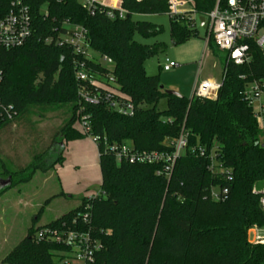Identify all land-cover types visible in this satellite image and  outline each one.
<instances>
[{"label":"trees","instance_id":"16d2710c","mask_svg":"<svg viewBox=\"0 0 264 264\" xmlns=\"http://www.w3.org/2000/svg\"><path fill=\"white\" fill-rule=\"evenodd\" d=\"M12 1L0 0V19ZM193 1L198 14H206L213 6V0ZM23 2L29 10L31 35L18 48L0 49V135L25 124L22 120L34 109L41 112V118L65 109L67 116L52 137L50 151L55 150L56 157L47 160L45 152L16 171L3 168L11 186L1 190L0 196L27 183L36 171L46 173L61 165L63 143L96 136L109 145L129 143L139 152H170L166 142L183 132L187 146L169 178L157 176V165H118L112 155L99 149V194L83 198L47 228L70 224L77 214L88 213L89 223L81 229L90 231L101 245L91 264H264V244L247 242L251 227L264 228L260 195L253 193L255 185L264 182V135L244 96L246 85L252 82L261 84L264 92V50L249 43L250 60L242 66L224 58L214 99L174 97L165 94L158 75L148 76L144 69L149 57L165 52V45L143 46L134 41L135 35L148 39L161 33L156 25L135 22L132 17L165 15L164 1L121 0L126 17L114 20L106 16L105 9L91 15L78 0ZM65 23L82 27L90 51L111 60V83L107 69L99 63L57 45ZM194 29L185 20L169 19L171 44L182 45L196 37ZM207 48L216 49L211 38ZM77 62L84 63L91 78L104 79L107 86L127 96L132 115L118 114L105 102L81 100L82 84L74 75ZM161 101L162 110L158 109ZM9 106L16 114L11 121L4 115ZM83 116L88 118L87 135L75 127ZM199 148L205 156L196 155L194 150ZM211 153L227 175L209 170ZM223 189L226 195L211 199L212 190ZM32 227L0 264H60L70 252L49 238L38 241Z\"/></svg>","mask_w":264,"mask_h":264},{"label":"built area","instance_id":"2783aa9c","mask_svg":"<svg viewBox=\"0 0 264 264\" xmlns=\"http://www.w3.org/2000/svg\"><path fill=\"white\" fill-rule=\"evenodd\" d=\"M87 11L94 15L95 10H106V16L110 20L124 19L126 12L121 8V0H78ZM141 2L144 0H135ZM167 5L169 19L180 21L185 20L195 28V21L192 16L202 19L201 25L206 27V41L212 39L214 47L226 53V60L237 66L247 64L250 60L248 55L249 43H253L259 49L264 50V0H213V6L206 14H198L193 0H162ZM31 35L30 16L28 7L23 0H13L10 4L9 12L0 19V49L10 50L22 46ZM47 39L46 43H51ZM58 46H67L72 48L76 55L85 59L99 63L107 69L105 74L111 83V71L113 64L108 58L92 57L86 31L76 25L64 24V34L56 42ZM177 67V64L165 59L161 71L164 73ZM75 79L81 83L78 92L81 100L89 103L98 104L105 102L110 109L121 115H132L133 106L127 96L119 93L117 90L107 86L104 79H93L84 70V63L77 62L74 65ZM2 73L0 72V81ZM103 81V82H102ZM220 85H214L208 81L198 83L193 95L200 98L214 99ZM95 89V90H94ZM97 90L103 91L100 95ZM263 93L262 85L252 82L246 85L244 96L252 104L257 102L254 117L262 135H264V104L261 102ZM253 108V107H252ZM5 119L11 121L15 112L9 106L4 108ZM87 117H80L76 123L77 129L87 135L89 131ZM96 146L99 155V149L104 153L112 155L118 165L140 164L157 165L159 170L157 176L169 178L176 159L182 154L187 146V135L183 132L174 141H167L166 145L171 148L170 152H139L129 143L120 145H109L105 139L96 136H87ZM196 155L203 157L206 155L204 149L194 150ZM209 157V170L213 173L228 174V171L222 167L216 158V154L211 153ZM230 180V178H227ZM254 194L260 195V209L264 216V182L262 188ZM99 194V193H98ZM88 196L86 199L95 198ZM225 189L221 191L212 190L210 197L218 200L220 195H226ZM89 223V214H77L70 224H63L58 230L39 229L35 233V238L40 241L43 238H49L58 244L70 248V252L65 255L60 264H91L94 255L101 250L100 243L92 236L90 231L82 230V226ZM247 242L251 245L264 244V228L257 226L251 227L247 231Z\"/></svg>","mask_w":264,"mask_h":264},{"label":"rangeland","instance_id":"374dc122","mask_svg":"<svg viewBox=\"0 0 264 264\" xmlns=\"http://www.w3.org/2000/svg\"><path fill=\"white\" fill-rule=\"evenodd\" d=\"M192 18L195 21L196 37L190 38L186 44L173 46L169 38V19L166 15L132 17L135 22L150 23L161 29V33L154 38L144 39L135 35L134 41L143 46H152L156 43L165 45V52L149 57L144 63L145 73L148 76L158 75L161 86L165 87L164 91H171L166 88L169 85L168 81L174 76L173 72L163 73L160 67L164 65L165 59L178 64V56L188 62L183 73L184 81L190 80L194 84L195 81L201 83L205 79H213L218 84L221 83L222 62L226 53L207 47V50L205 49L206 27L200 24L197 17L192 16ZM88 53L98 59L92 51ZM195 54H198L196 60L192 59ZM185 85V82L182 83L181 93L178 94L187 97L188 95H182L186 94L182 93L185 91ZM261 102L264 104V92L261 95ZM252 107L253 111H256V101ZM163 108L164 102L161 101L158 109ZM66 110L49 113L41 118V112L34 109L30 116H25L22 120H25V124L27 121L30 122L31 125L16 126L12 130L13 133L0 135V179L5 180L8 176L4 175V169L16 171L21 167L29 166L34 162V157L42 153L49 154L47 160L56 157L57 152L50 151L51 141L54 131L66 117L62 116ZM36 132L37 135L34 134ZM73 145L70 144L63 155L66 162L73 160V164L64 166L67 170L63 174L60 175L53 167L47 174L36 171L27 183L16 185L0 196V262L27 235L29 228L33 226L35 231L47 228L64 213L74 209L83 196H94L100 192V171L97 160L94 162L92 157L96 156L95 153L92 155L93 151L91 152L93 146L88 141L80 143L79 149L73 148ZM66 177L70 183L65 184L64 192H69L72 198L60 199L58 198L61 193L59 181ZM262 183L255 185L254 189L259 191ZM48 200L51 201L46 203ZM62 225L47 229L58 230Z\"/></svg>","mask_w":264,"mask_h":264},{"label":"crops","instance_id":"0c3cea01","mask_svg":"<svg viewBox=\"0 0 264 264\" xmlns=\"http://www.w3.org/2000/svg\"><path fill=\"white\" fill-rule=\"evenodd\" d=\"M184 44H186V43H184ZM206 46H205V49H206V47H207V41H206ZM183 45V44H182ZM207 50V49H206ZM198 57V54H195L194 56H193V58L192 59H195L196 60V58ZM177 61H178V64H177V67L176 68H174V69H172V70H170L169 72H167V73H170V72H173L172 73V75L174 76L173 78H171L168 82V88H166V89H169V90H173V92H175L176 91V93H181L180 91H181V86H182V83H186V85H185V91L184 92H182V93H186V94H182V95H188L187 97L186 96H183V97H186V98H191L192 96H193V90H194V88H195V86L198 84L197 83V81H195L194 82V84L189 80V81H184V79H183V73L185 72V68H187V65H188V62L187 61H185V60H183L182 59V57L180 58L179 56H178V58H177ZM161 68V67H160ZM164 73V72H163ZM203 81H208V82H210V83H212V84H214V85H221V83L220 84H218L216 81H214L213 79H205V80H203ZM202 81V82H203ZM164 89H165V87H163ZM62 116L64 117V116H67V113L65 114V113H62ZM65 119V118H64ZM63 119V120H64ZM60 126V125H59ZM58 126V127H59ZM16 128V125H14L13 127H12V129H11V132L9 133V134H11V133H13V131L12 130H14ZM77 128V127H76ZM5 134V133H4ZM7 135H8V132L6 133ZM35 135H37L38 133L36 132V133H34ZM1 135H3V134H1ZM84 141H88L89 142V144H91L93 147V150H91V152H92V155L95 153V155L96 156H92L93 157V160H94V162L97 160V164H98V151H97V149H96V146L92 143V141L89 139V138H83V139H81V140H77V141H72V142H67V143H63L64 144V153L67 151V147L70 145V144H74L73 145V148H75V149H79V144L80 143H82V142H84ZM83 152H85V151H83ZM64 153H63V155H64ZM68 153V152H67ZM70 164H73V160L71 159L70 161H68V162H66L65 161V157L63 156V162H62V164L61 165H58V164H56V165H54L53 166V168L54 169H56L59 173H60V175L61 174H63V172H65V170H67V169H65V167L64 166H67V165H70ZM47 173H49V171L48 172H46L45 174H47ZM69 179L66 177V178H63V179H61V181H59L60 182V189H61V193L60 194H63V195H68V198L67 197H63V196H58V198H62V199H71L72 198V195L71 194H69V192L67 193V192H64V187H65V184L67 183H70L69 181H68ZM70 185V184H69ZM87 196H83L82 197V199L83 198H86ZM81 199V200H82ZM81 200H80V202H81ZM80 202H79V204H80ZM78 204V205H79ZM77 205V206H78ZM76 206V207H77ZM75 207V208H76ZM74 208V209H75ZM73 210V209H72ZM69 211H71V210H69ZM68 211V212H69ZM68 212H66V213H68ZM66 213H64L63 215H65ZM62 216V215H61ZM60 216V217H61ZM41 226H43V224L41 225Z\"/></svg>","mask_w":264,"mask_h":264},{"label":"water","instance_id":"95a60500","mask_svg":"<svg viewBox=\"0 0 264 264\" xmlns=\"http://www.w3.org/2000/svg\"><path fill=\"white\" fill-rule=\"evenodd\" d=\"M200 23H202V19H200ZM166 95L174 96V97H181L178 93L173 91H164ZM11 186V178L8 177L5 180L0 179V191Z\"/></svg>","mask_w":264,"mask_h":264}]
</instances>
